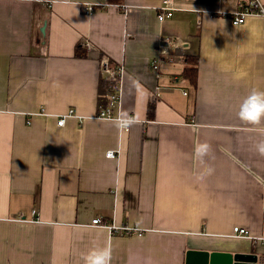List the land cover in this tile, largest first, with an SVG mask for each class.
Wrapping results in <instances>:
<instances>
[{
  "label": "crops",
  "instance_id": "1",
  "mask_svg": "<svg viewBox=\"0 0 264 264\" xmlns=\"http://www.w3.org/2000/svg\"><path fill=\"white\" fill-rule=\"evenodd\" d=\"M239 1L175 0L160 22L161 0H0V264H83L105 246L111 264H186L189 250L264 264V156L254 150L264 123L237 115L252 89L264 91V21L234 25L225 14ZM162 36L185 43L156 70ZM187 56L198 57L196 85L183 76ZM103 57L125 68L112 119L96 116ZM121 116L137 123L117 127ZM98 216L143 233L111 234L92 224Z\"/></svg>",
  "mask_w": 264,
  "mask_h": 264
},
{
  "label": "built area",
  "instance_id": "2",
  "mask_svg": "<svg viewBox=\"0 0 264 264\" xmlns=\"http://www.w3.org/2000/svg\"><path fill=\"white\" fill-rule=\"evenodd\" d=\"M95 6L89 4L86 6V12H92ZM175 0H161L159 6L157 7V18L160 22L173 16L176 10ZM231 18L234 25H240L246 21L249 17H258L264 21V2L262 0H240L237 4V8L225 14ZM185 41L177 36H162L159 38L157 43V54L153 60V67L157 70L160 66V62L167 57V53L174 47H179L184 44ZM90 43L86 42L85 46L90 48ZM168 59L172 60L171 57ZM101 68L107 74L108 78L111 79V84L107 91V104L105 106H100L96 116L99 118H114L113 108L116 104L120 102L121 99V89H122V77L125 72L123 65L112 68L109 66V61L107 57H103L101 60ZM160 95V87L156 85L151 91L152 100H155ZM75 115V110L73 108L69 109L67 114L61 115L58 119V124L63 125L65 123V118L67 116ZM128 128V127H124ZM106 155L108 157L115 156L114 150H109ZM36 211H33V215H36ZM92 224L107 227L111 234L118 233L120 235H140L143 231L137 226H115L114 224H108L107 220L101 217H95L92 220ZM233 233L235 236H248L249 232L246 228L235 226L233 228ZM259 241L264 242V238H257Z\"/></svg>",
  "mask_w": 264,
  "mask_h": 264
},
{
  "label": "clouds",
  "instance_id": "3",
  "mask_svg": "<svg viewBox=\"0 0 264 264\" xmlns=\"http://www.w3.org/2000/svg\"><path fill=\"white\" fill-rule=\"evenodd\" d=\"M237 115L242 123L252 127H257L264 123V91L252 89L250 94L240 104ZM115 123L117 127H130L137 121L129 116H121L117 118ZM261 132L264 133V129H261ZM254 150L259 155L264 156V139L256 142ZM211 152V146L207 142L198 143L194 149L195 157L201 162ZM207 171L210 174L212 169L209 168ZM81 260L83 264H111L112 249L108 246L90 249L87 253L81 254ZM148 264H151V262L149 261Z\"/></svg>",
  "mask_w": 264,
  "mask_h": 264
},
{
  "label": "water",
  "instance_id": "4",
  "mask_svg": "<svg viewBox=\"0 0 264 264\" xmlns=\"http://www.w3.org/2000/svg\"><path fill=\"white\" fill-rule=\"evenodd\" d=\"M44 31V28H42ZM186 264H258L254 253L209 252L207 250H189Z\"/></svg>",
  "mask_w": 264,
  "mask_h": 264
},
{
  "label": "trees",
  "instance_id": "5",
  "mask_svg": "<svg viewBox=\"0 0 264 264\" xmlns=\"http://www.w3.org/2000/svg\"><path fill=\"white\" fill-rule=\"evenodd\" d=\"M109 3H118L122 2V0H108ZM76 55L84 56L85 53L82 49V45L80 43L76 44ZM185 68L183 71V76L187 78L193 85L197 84V72H198V57L197 56H187L185 57ZM111 84V79L105 77L102 78L100 83V105L104 106L107 103L105 97L107 95L108 87Z\"/></svg>",
  "mask_w": 264,
  "mask_h": 264
}]
</instances>
